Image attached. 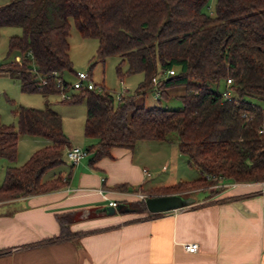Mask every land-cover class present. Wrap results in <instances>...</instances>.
<instances>
[{
  "label": "trees",
  "instance_id": "16d2710c",
  "mask_svg": "<svg viewBox=\"0 0 264 264\" xmlns=\"http://www.w3.org/2000/svg\"><path fill=\"white\" fill-rule=\"evenodd\" d=\"M208 3L10 0L0 5V33L4 27L22 28V34L9 37L0 70L16 72L24 92L59 94L52 73L73 72L70 19L82 37L98 39V60L120 55L118 75H144L134 95L122 93L117 98L103 84H96L63 102L86 105L83 132L94 140L86 147L92 166L111 157L113 148L132 149L139 141L176 138L179 151L200 177L150 189L133 188L131 192L141 191L145 198L131 204L118 202L148 217L158 215L148 212L149 196L183 194L222 181H264V0H216L213 14L204 11ZM17 55L21 62L15 60ZM43 78L48 80L46 85H41ZM154 78H158L159 99L168 97V88L184 87L179 96L182 109L136 104L137 95L152 90ZM228 89L232 96L225 98ZM13 112L16 123L0 122V158L15 161L24 135L43 137L50 144L37 149L24 164L6 168L0 203L60 190L68 184L62 173L45 179L48 171L66 164L65 151L72 147L62 116L49 107L20 105ZM114 187L129 190L128 184ZM82 211L56 214L60 233L42 243L76 239L80 234L72 225L82 219Z\"/></svg>",
  "mask_w": 264,
  "mask_h": 264
},
{
  "label": "crops",
  "instance_id": "0c3cea01",
  "mask_svg": "<svg viewBox=\"0 0 264 264\" xmlns=\"http://www.w3.org/2000/svg\"><path fill=\"white\" fill-rule=\"evenodd\" d=\"M3 29L6 27L1 33ZM3 58L0 51V62ZM67 135L71 146L94 142ZM31 137L39 139L36 142L40 145L32 147L26 160L50 144L47 139L40 140L42 137ZM147 141L154 140L139 141L132 149L113 148L111 157H104L93 166L88 157L72 165L66 150L67 165L53 173L67 178L66 187L0 203V251H7L0 255V264H264L262 182H223L221 191L203 199H196L194 192L181 194L188 199L182 210L152 217L136 212L82 217L72 225V230L80 234L76 239L42 243L59 235L58 213L140 199L144 193H133V188L171 185L159 181L150 188L143 187L148 168H155L147 159L146 149L160 155L166 145L145 144ZM28 143L32 145L29 140ZM175 145L166 157L169 161L183 155ZM16 162L14 165L20 166ZM118 184H128L129 190L115 189ZM200 191L203 189L195 193ZM190 242L199 244L198 252L185 249Z\"/></svg>",
  "mask_w": 264,
  "mask_h": 264
},
{
  "label": "rangeland",
  "instance_id": "374dc122",
  "mask_svg": "<svg viewBox=\"0 0 264 264\" xmlns=\"http://www.w3.org/2000/svg\"><path fill=\"white\" fill-rule=\"evenodd\" d=\"M5 1L9 2L10 0H0V5L5 4ZM215 3L216 0H209V3L205 7L204 11L209 14H213L215 10ZM70 24L71 31L69 42L73 72L66 71L63 74L64 79L69 83H74L77 80V72H87L90 74L91 65L94 64L93 68L91 69V78L95 84H103L116 97H118V95L121 93H128L129 95L136 94V89L139 83L144 79V75L142 73L132 75L125 74L123 76L118 75L117 66L120 63L122 57L120 55H112L107 57L104 62H101L96 57L98 39L82 37L79 34L72 19H70ZM20 34H22V28L18 26L6 27V29L2 30V33H0V51L4 55V58L1 60V62L5 61V53H7L8 50V40L10 35ZM19 56L21 57V55ZM30 59L31 67L35 70L36 65L33 59ZM126 69L127 64H124L122 68L123 73L126 71ZM20 83V78L16 72L0 70V122L5 124L16 123V118L13 111L20 105L41 109H47V107H49L62 116L63 127L66 132L78 137L79 140L86 139L83 132V124L87 112L85 103L69 104L63 102L59 94L45 95L41 92H24L21 90ZM223 86L224 84L221 85V87ZM154 89L155 88L153 87L152 90L148 91L146 94L137 95L135 97L136 104L138 106L145 105L147 108L155 106L173 110L183 108V101L179 97L185 91L183 86L168 88V97H163L161 99H159L160 97L158 98L156 96ZM42 138L40 140L45 139ZM28 140L32 142V145L29 146ZM36 140L39 139H35L31 136L22 137L19 143L18 154L16 158L17 162L16 160L10 162L6 158H0V185L3 182L7 165H14L15 162L17 165L24 164L27 161V154L31 151L32 147L36 144L40 145V143H37ZM149 142H160L166 145L163 147V152L160 155L150 153L149 150L146 149L147 159L152 163L151 165H154L155 168H148V180L143 185V187L150 188L153 186V184L156 185V183L159 181H165L166 184H173L181 180L193 181L200 177V172L198 169L188 163L187 156L181 155V159L176 161L167 160L166 157L170 153L169 150L172 148L173 144L177 145V140L175 137L171 142L147 141L145 144H151ZM84 145L78 144L74 146L86 149L88 145ZM66 165L67 163L48 171L45 175V179L51 178L55 171ZM201 189H203V191L195 193V191ZM221 189L222 188L218 184L208 188L201 187L194 190L184 191L183 194L191 195L194 192L193 196L196 199H203L209 194L211 196L212 194L218 193L221 191ZM136 200H139V198ZM136 200H131L128 202L131 204ZM101 205H108V203H102Z\"/></svg>",
  "mask_w": 264,
  "mask_h": 264
},
{
  "label": "built area",
  "instance_id": "2783aa9c",
  "mask_svg": "<svg viewBox=\"0 0 264 264\" xmlns=\"http://www.w3.org/2000/svg\"><path fill=\"white\" fill-rule=\"evenodd\" d=\"M15 60L17 62H21V57L18 56L15 58ZM170 74H174V71L171 70ZM52 76L56 80V86L60 90L59 95H60V98L62 101L71 100L76 92H79L83 89H94L96 87V84L93 82L90 74L87 72H77L76 73L77 80L74 83H69L68 81H66L64 79L63 76H61L57 72H53ZM153 82H154V88H155L154 90L156 92V96L159 98L160 97V90L158 87V78H154ZM47 83H48L47 78H43L41 85H46ZM227 83L231 84L232 80L228 79ZM121 94L118 95L117 98H120ZM223 96L225 98H230L232 96L231 90L228 89V90L224 91ZM262 130H264V126H263ZM66 155H67V159L69 160V162L72 165H77L82 159H84L85 157L88 156V152L86 149H82V148L77 147V146H72L71 148L67 149ZM208 178H210V177H208ZM237 183L238 182H227L226 185H236ZM262 183L264 185V181ZM219 185H220V187L224 186L223 181L221 183H219ZM140 197H141V199H143V198H145V195L140 194ZM110 204L115 206L117 204V202H110ZM183 208L184 207L178 208L176 210H182ZM185 249L191 253L198 252L199 244L197 242L186 243Z\"/></svg>",
  "mask_w": 264,
  "mask_h": 264
},
{
  "label": "water",
  "instance_id": "95a60500",
  "mask_svg": "<svg viewBox=\"0 0 264 264\" xmlns=\"http://www.w3.org/2000/svg\"><path fill=\"white\" fill-rule=\"evenodd\" d=\"M188 199L184 198L181 194L158 195L149 196L146 198V205L149 213H162L176 210L185 207ZM137 211L126 203H117L115 206L108 204L92 209L83 210L82 217H88L91 214L97 215H115L117 213H130Z\"/></svg>",
  "mask_w": 264,
  "mask_h": 264
}]
</instances>
